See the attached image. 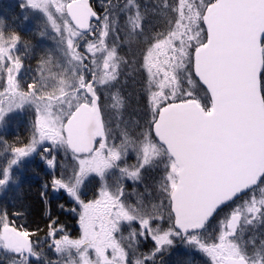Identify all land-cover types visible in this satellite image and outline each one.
<instances>
[{"label": "rangeland", "instance_id": "rangeland-1", "mask_svg": "<svg viewBox=\"0 0 264 264\" xmlns=\"http://www.w3.org/2000/svg\"><path fill=\"white\" fill-rule=\"evenodd\" d=\"M70 1L0 0V134L16 114L35 119L30 140L19 147L8 148L0 135V194L15 184L13 171L25 161L35 159L53 172L52 194L68 200L77 215L76 233L60 229L59 236L50 235L54 264H158L160 259L194 264L195 258L198 264H226L232 258L264 264V174L209 226L185 234L176 228L171 208L179 166L154 136L155 121L148 120L178 100L180 87L190 83L192 52L194 58L202 46L204 0H175L169 15L174 20L163 24L168 31L157 39L144 36L139 48L124 42L121 31L140 43V8L153 2L148 12L157 14L156 0H127L88 35L71 21ZM9 12L21 16L23 28H35L37 44L44 47L39 92L19 83L20 53L30 49L7 29L16 26ZM131 83L145 98L142 112L137 101L126 111L124 94ZM81 105L95 110L97 130L92 149L76 153L68 143L67 123ZM8 225L1 213L0 260L31 263L39 246L29 240V256H21L17 247L8 250Z\"/></svg>", "mask_w": 264, "mask_h": 264}, {"label": "water", "instance_id": "water-1", "mask_svg": "<svg viewBox=\"0 0 264 264\" xmlns=\"http://www.w3.org/2000/svg\"><path fill=\"white\" fill-rule=\"evenodd\" d=\"M67 12L78 29H88L83 0L70 2ZM205 26L207 41L195 51L193 71L211 93L212 110L192 101L173 105L152 127L179 166L172 210L185 234L202 231L264 174V0H217L206 11ZM96 130L95 110L81 105L67 123L72 150L89 152ZM6 243L8 250L19 247L21 256L31 252L28 238L16 232Z\"/></svg>", "mask_w": 264, "mask_h": 264}, {"label": "trees", "instance_id": "trees-1", "mask_svg": "<svg viewBox=\"0 0 264 264\" xmlns=\"http://www.w3.org/2000/svg\"><path fill=\"white\" fill-rule=\"evenodd\" d=\"M156 1L157 3H155L154 6L156 7L157 14L154 12H148L150 5L153 4V2L150 3L145 1L140 8L139 14L143 17V23L140 26V43L131 40L130 37L125 36L124 31H121L120 38L123 39L124 42L129 39L131 41V48H134L136 45H139L138 48L141 47L144 43L141 41L142 38L144 36H149L150 33L154 35L155 39L163 36L164 32L168 31V28H165L163 24H168L174 20L175 16L173 17L169 15L170 11H174L172 7L175 6V0ZM216 1L217 0H204L205 5L202 6L207 10V8ZM16 8L18 7L16 6L15 9ZM14 14L10 15L9 12L7 17H13L16 26H7V29L18 36L23 47L27 46L30 49V52L26 55L20 53L23 67L19 76V83L24 89H33L39 92L41 85L39 79L41 80L43 76L39 74L38 62L43 59L44 47L37 44V34L34 31L35 28H32V26L23 28L19 21L21 16L19 14H16L15 16ZM7 22L10 23V21ZM201 29L202 37L198 46L203 45L207 40V31L204 20L201 22ZM84 34L88 35V33ZM50 45L51 44H48V47ZM21 52H24V50ZM193 66L194 58L192 52L191 61L189 63L190 83H187V86L180 87L178 100L170 105L172 106L192 101L204 111H210L213 107L211 93L194 74ZM260 81L261 94L264 101V71ZM0 86H2L1 79ZM42 91L47 92L45 89ZM124 98H126L124 101L126 103L125 108L127 112V106L131 108L132 104L136 101L139 104L137 107L140 112H142L143 108L145 109V98H142L141 93L137 91L133 83L127 88ZM170 105L168 104V106ZM166 106L159 108L155 115L148 119L150 124L152 123V120H156L160 112L164 110ZM144 116L142 114V118H144ZM129 117L131 118L130 115ZM142 118H138V120L142 121ZM34 121L35 119L33 115L16 114L10 118L6 129L0 134L7 147L13 149L27 143L34 132ZM138 125L142 126L141 124ZM13 175L18 176L15 184L11 185L3 194H0V214L2 213L5 215V218L15 230L26 237L28 236V239L34 242L35 248H38L39 246V248L35 250L37 255H35L34 259L31 260V263L29 264H54L53 262H58V260L56 259V255L52 254L50 235L52 231H54L55 236H59L61 234L60 229H63L64 232H69L70 234L76 233L77 227L74 223L77 219V215L72 210L68 200L62 196H54L52 194L50 186L53 179V172L47 168L44 163L38 162L35 159L25 161L19 168H16L13 171ZM260 242L264 243V234L261 235ZM191 261H194V264H198L196 258L193 260L191 259ZM0 264H8V260L1 259ZM204 264L206 263L204 262Z\"/></svg>", "mask_w": 264, "mask_h": 264}, {"label": "flooded vegetation", "instance_id": "flooded-vegetation-1", "mask_svg": "<svg viewBox=\"0 0 264 264\" xmlns=\"http://www.w3.org/2000/svg\"><path fill=\"white\" fill-rule=\"evenodd\" d=\"M71 1H75V0H71ZM83 1L85 3V14H84V16H85L86 25L88 26V29L86 31H82V33L93 34V33H97V31L99 29L97 22L99 20L103 19V17H105L112 9H116V8L122 6L127 0H83ZM85 123H86V120H85ZM86 132H88V130ZM175 188H176V185L174 186L173 191ZM173 191L171 189L170 193H173ZM171 197H172V194H171ZM171 208H172V206H171ZM8 229L11 230V232H13L15 230L13 228V226L10 224L8 225ZM178 232L181 233L182 231L181 232L178 231ZM16 249H18V252L20 253V248L17 247ZM187 258H188L187 262L189 263L190 259H189V257H187ZM231 260L238 261V262H240V264H242V263L247 264V261L244 259L236 260L233 258L228 259L226 264H228ZM178 262L182 263V260L180 259ZM158 264H169V263L167 261H165L164 259H160Z\"/></svg>", "mask_w": 264, "mask_h": 264}]
</instances>
